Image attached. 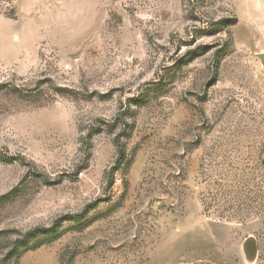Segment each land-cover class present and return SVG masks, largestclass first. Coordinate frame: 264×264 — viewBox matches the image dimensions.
<instances>
[{"label":"rangeland","instance_id":"obj_1","mask_svg":"<svg viewBox=\"0 0 264 264\" xmlns=\"http://www.w3.org/2000/svg\"><path fill=\"white\" fill-rule=\"evenodd\" d=\"M0 264H264V0H0Z\"/></svg>","mask_w":264,"mask_h":264},{"label":"trees","instance_id":"obj_2","mask_svg":"<svg viewBox=\"0 0 264 264\" xmlns=\"http://www.w3.org/2000/svg\"><path fill=\"white\" fill-rule=\"evenodd\" d=\"M122 159H124V157H123V149L119 148V150H118V158L116 160V164L118 165L120 160H122ZM57 230H58L57 227L46 229L45 231H43L42 234H44L48 238H54L56 236Z\"/></svg>","mask_w":264,"mask_h":264}]
</instances>
